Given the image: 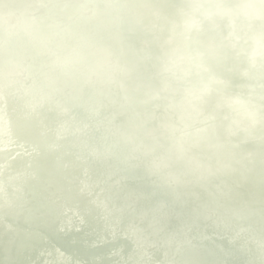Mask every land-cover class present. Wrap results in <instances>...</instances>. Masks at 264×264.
I'll return each mask as SVG.
<instances>
[{"label": "clouds", "instance_id": "clouds-1", "mask_svg": "<svg viewBox=\"0 0 264 264\" xmlns=\"http://www.w3.org/2000/svg\"><path fill=\"white\" fill-rule=\"evenodd\" d=\"M0 264H264V0H0Z\"/></svg>", "mask_w": 264, "mask_h": 264}]
</instances>
